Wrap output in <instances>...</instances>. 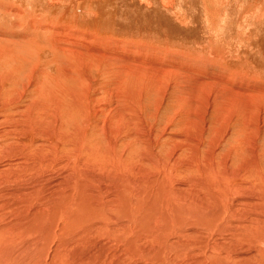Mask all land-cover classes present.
<instances>
[{
  "label": "rangeland",
  "instance_id": "1",
  "mask_svg": "<svg viewBox=\"0 0 264 264\" xmlns=\"http://www.w3.org/2000/svg\"><path fill=\"white\" fill-rule=\"evenodd\" d=\"M0 241L264 264V0H0Z\"/></svg>",
  "mask_w": 264,
  "mask_h": 264
},
{
  "label": "bare ground",
  "instance_id": "2",
  "mask_svg": "<svg viewBox=\"0 0 264 264\" xmlns=\"http://www.w3.org/2000/svg\"><path fill=\"white\" fill-rule=\"evenodd\" d=\"M82 196V195H81ZM84 197V196H83ZM84 199V198H79L77 199L79 202ZM83 201V200H82ZM67 202H63L62 204H65ZM57 213L58 211L61 210V206L60 204H57ZM67 206V204H66ZM65 208V207H64ZM73 210V208H71ZM77 211H79V209H77ZM61 213V212H60ZM73 214V212L71 213V215ZM88 216V215H87ZM42 217V216H41ZM39 217V218H41ZM73 217V216H72ZM89 217V216H88ZM112 217V216H111ZM39 220V219H38ZM41 220V219H40ZM39 220V221H40ZM79 220V217L75 218V223ZM87 220V219H86ZM33 226V224H32ZM32 228V227H31ZM34 228V227H33ZM32 230V229H31ZM67 231V230H66ZM80 242V241H79ZM82 242V241H81ZM86 241H84L83 243H85ZM104 242V241H103ZM112 242V241H111ZM117 244L116 241H114ZM125 242V241H124ZM134 242V241H132ZM104 244V243H103ZM111 243H108V246H110ZM83 245V244H82ZM115 245V244H114ZM113 245V246H114ZM115 245V246H116ZM129 245V243L127 244ZM135 245V244H134ZM81 246V245H79ZM114 246V247H115ZM132 247V245H129V247ZM83 247V246H82ZM87 248L82 250V251H75L73 253L75 254H70L69 255V261L67 264H81V260L87 262V260H90L91 256H95L97 254V256L99 255V253H101L103 246L99 245H94L92 243V245L86 246ZM113 247V248H114ZM130 247V248H131ZM70 248H72V245L69 244L67 241H34V242H22L21 241H0V264H53L50 261H48V258H52L55 256V254L57 253L58 250H63V251H70ZM81 248V247H80ZM110 248V247H109ZM133 248V247H132ZM102 249V250H101ZM108 249V248H107ZM125 249V248H124ZM136 249V248H135ZM76 250V248H75ZM138 250V249H137ZM108 251V250H107ZM122 251V250H121ZM125 251V250H124ZM129 251V249L127 250V252ZM134 251V250H133ZM132 251V253H133ZM126 252V251H125ZM130 252V251H129ZM128 252V253H129ZM137 252V251H136ZM60 253V252H59ZM114 252L111 253V255L109 256V262L110 259L114 256L113 254ZM130 253V254H132ZM122 254H126V253H122ZM58 256H60L58 254ZM68 256V255H67ZM96 256V257H97ZM100 256V255H99ZM122 256V255H121ZM95 257V258H96ZM104 257V256H103ZM92 258V257H91ZM94 258V259H95ZM98 258V257H97ZM123 258V257H122ZM131 258V257H130ZM53 259V258H52ZM103 259V258H102ZM102 259H98L99 261H102ZM162 259V258H161ZM161 259H158V262H161ZM120 259H117V261ZM123 260V259H122ZM129 260V259H128ZM133 260V259H131ZM60 261V259H59ZM91 261V260H90ZM116 261V260H115ZM134 261V260H133ZM132 261V262H133ZM142 262L138 263V264H151L152 261H149L148 258L141 260ZM163 261V260H162ZM53 262V261H52ZM84 262V263H85ZM96 262V261H94ZM121 262V261H120ZM124 262H126V259L124 260ZM130 262V261H129ZM56 263V261H55ZM59 263V262H58ZM83 263V262H82ZM89 263V262H88ZM87 263V264H88ZM93 263V262H92ZM91 263V264H92ZM104 263V262H103ZM135 263V262H134ZM61 264V263H59ZM65 264V263H63ZM98 264V263H96ZM111 264V263H110ZM115 264V263H114ZM119 264V263H118ZM130 264V263H129ZM132 264V263H131Z\"/></svg>",
  "mask_w": 264,
  "mask_h": 264
}]
</instances>
